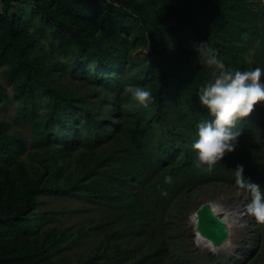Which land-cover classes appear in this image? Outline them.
Wrapping results in <instances>:
<instances>
[{
  "label": "trees",
  "instance_id": "16d2710c",
  "mask_svg": "<svg viewBox=\"0 0 264 264\" xmlns=\"http://www.w3.org/2000/svg\"><path fill=\"white\" fill-rule=\"evenodd\" d=\"M1 1L0 104L30 136L0 120V264H193L164 230L213 184L247 196L259 233L247 261L208 264H264V0ZM34 21L56 50L35 53ZM49 193L109 210L77 261L54 259L67 229L38 230Z\"/></svg>",
  "mask_w": 264,
  "mask_h": 264
},
{
  "label": "rangeland",
  "instance_id": "374dc122",
  "mask_svg": "<svg viewBox=\"0 0 264 264\" xmlns=\"http://www.w3.org/2000/svg\"><path fill=\"white\" fill-rule=\"evenodd\" d=\"M2 1L0 0V7ZM17 5L18 12L25 13ZM26 16V15H25ZM31 31L39 38V44L35 53L50 52L56 50V43L52 39L49 29L42 26L38 22H33ZM0 80L7 86L11 96H13V88L3 76L0 70ZM16 101L11 97L7 104H0V120H5L11 124L10 131L19 129L24 131L29 139L30 128L28 125H18L14 121ZM40 203L37 207L38 230L42 231L49 226H56L58 229H67L70 237L65 243L66 246L56 253L54 259L65 258L69 261H77L80 257L91 252L100 242L104 229L107 225L102 224L103 217L107 216L109 210L97 205L84 198L61 195L55 193L41 194L39 196ZM241 199L247 201L246 221H249L243 230H239L232 234L234 241L233 250L213 251L209 247L202 246L197 240L195 230L196 224L191 221L192 214L205 201L218 200L226 204H233ZM177 213L172 214L167 223L164 235L167 238V247L173 260L178 257L193 258V264H208L209 253H213L215 259L219 261L241 260L247 261L254 254L257 245V237L259 233V224L255 217L252 205L239 189L220 184L212 186H204L202 189H194L186 197V200L180 204ZM138 238H132V244L136 245L140 242ZM126 243V242H125ZM234 251V252H233Z\"/></svg>",
  "mask_w": 264,
  "mask_h": 264
},
{
  "label": "water",
  "instance_id": "95a60500",
  "mask_svg": "<svg viewBox=\"0 0 264 264\" xmlns=\"http://www.w3.org/2000/svg\"><path fill=\"white\" fill-rule=\"evenodd\" d=\"M213 201H205L196 209L195 230L212 240L216 246H221L231 237V228L228 217L216 209Z\"/></svg>",
  "mask_w": 264,
  "mask_h": 264
},
{
  "label": "bare ground",
  "instance_id": "6f19581e",
  "mask_svg": "<svg viewBox=\"0 0 264 264\" xmlns=\"http://www.w3.org/2000/svg\"><path fill=\"white\" fill-rule=\"evenodd\" d=\"M214 206L220 212H222L225 216L228 217L230 228H231V237L227 242H225L221 246H216L212 240L209 238L197 233V240L199 244L205 247H209L213 251H228L233 250L234 241L232 238V234L239 230H243L249 221H246L247 216V201L245 199H241L238 202L233 204H226L225 202H219L218 200L213 201ZM191 221L196 224L197 216L195 212L191 216ZM234 252V251H233Z\"/></svg>",
  "mask_w": 264,
  "mask_h": 264
},
{
  "label": "clouds",
  "instance_id": "9594fccd",
  "mask_svg": "<svg viewBox=\"0 0 264 264\" xmlns=\"http://www.w3.org/2000/svg\"><path fill=\"white\" fill-rule=\"evenodd\" d=\"M247 197V196H246ZM248 199V198H247Z\"/></svg>",
  "mask_w": 264,
  "mask_h": 264
}]
</instances>
